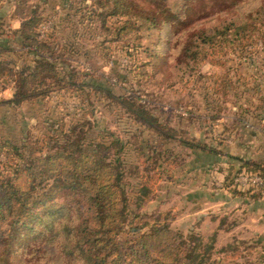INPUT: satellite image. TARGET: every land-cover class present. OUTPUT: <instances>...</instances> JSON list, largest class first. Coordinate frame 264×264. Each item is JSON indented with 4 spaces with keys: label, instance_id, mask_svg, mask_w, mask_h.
I'll return each instance as SVG.
<instances>
[{
    "label": "trees",
    "instance_id": "16d2710c",
    "mask_svg": "<svg viewBox=\"0 0 264 264\" xmlns=\"http://www.w3.org/2000/svg\"><path fill=\"white\" fill-rule=\"evenodd\" d=\"M13 1L21 24L16 31L6 33L14 45H0V77L7 73L14 81L11 97L0 102L13 108L52 93L82 91L85 84L91 87L82 81L67 55L76 53L77 47L69 38L78 31L71 25L76 21L73 15L81 16L76 25L84 26L86 20L87 29H112L113 35L120 37L142 25L149 29L177 25L185 21L182 17L186 15L201 19L205 15L194 10L191 3L195 1H201L202 8L219 3V0H176L175 4L167 5L168 0H90L87 4V0H61V7L66 10L62 21L68 22L72 17L71 34L61 40L58 37L61 25L55 15H45L41 5L33 0ZM220 1H226L229 7L236 5V0ZM93 5H97V10L92 9ZM49 20L52 25L42 34L41 27ZM1 25L0 36L5 34ZM248 26L262 35L264 1L248 13H238L191 31L179 48L181 60L198 66L209 59L215 48L231 47L239 50L243 62L254 63L255 53L247 51L246 45L256 37L245 34ZM230 34L233 37L229 39ZM14 54L22 59L16 61ZM261 69L264 72V63H256L251 76L258 78ZM223 87L225 94L236 86L228 77ZM259 87V82L253 85L258 91ZM212 88L215 93L220 91L216 86ZM86 96L90 97V91ZM107 97L141 126L167 135L163 131L165 125L144 102L110 93ZM56 124L50 125L47 135L35 142L24 138L16 143L0 136V150L6 156L0 159V264H240L235 261L238 244L222 247L219 251L225 256L214 258V235L209 242H203L198 233L188 232L185 236L171 227V209L142 210L160 175L151 170L144 174L127 166L124 156L128 141L123 142L116 132L108 129L95 131L92 122L78 121L69 127L63 121ZM133 142L139 160L146 156L148 161L153 159L144 153L138 137ZM184 142L201 152L221 154L213 147ZM145 144L149 149L148 141ZM166 152L161 149L158 154ZM228 157L238 162L239 165H232L235 171L252 169L259 174L262 183L248 192L252 191L255 198L264 197V159L231 154ZM133 174L139 181L137 189L130 190L129 179ZM133 201L134 208L130 206ZM228 251L233 252L232 259L227 258Z\"/></svg>",
    "mask_w": 264,
    "mask_h": 264
},
{
    "label": "rangeland",
    "instance_id": "374dc122",
    "mask_svg": "<svg viewBox=\"0 0 264 264\" xmlns=\"http://www.w3.org/2000/svg\"><path fill=\"white\" fill-rule=\"evenodd\" d=\"M262 1L236 0V5L229 7L226 1L219 0L212 8L211 3L202 8L199 7L201 1H195L191 3L194 10L205 15L201 19L186 15L182 17L185 21L177 25H162L161 29L142 25L120 37H115L112 29H87L86 20L84 26L76 25L81 16L73 15L76 21L71 25L78 28L76 36L69 37L70 17L59 26L58 37L61 40L69 37L76 43V53L67 55L73 60L71 65L81 74L82 81L91 87L85 84L82 91L52 93L19 108L0 102V136L9 137L16 143L24 138L35 142L47 135L50 125L60 121L65 122L66 127L87 121L92 122L95 131L116 132L123 142L129 143L124 156L128 167L133 166L144 174L151 170L160 175L142 210L171 209V227L185 236L188 232L198 233L203 242H209L220 221L221 229L230 226L233 231L221 233L212 255L224 257L225 253L219 250L232 244L231 236L241 227L232 224L248 213L243 210L242 203L247 196L241 191L256 187L252 179L259 176L253 170L235 171L232 165L239 164L228 157V152L264 159V72L262 69L257 72L258 78L251 76L255 72L254 65L264 63V31L259 35L247 27L245 34L256 37L255 40L251 38L253 43L246 45L247 51L255 53L252 64L243 62L239 50L231 47L215 48L209 59L199 62L198 66L191 62L184 64L179 48L185 36L197 27H209L238 13H248ZM86 2L90 4V0ZM175 3L176 0H168L167 5ZM92 9L97 10V5ZM56 19L60 22L59 16ZM232 37L230 34L228 38ZM13 58L16 61L22 59L17 54ZM228 77L236 87L223 94L224 81ZM10 78L6 73L3 80L0 79V100L7 99L10 94ZM258 82L262 87H259L260 91L253 88ZM214 85L220 90L218 93L213 92ZM87 91H90V97L86 96ZM109 93L122 99L132 96L136 101L144 102L165 125L163 131L167 135H158L153 129L135 122L124 108L109 101ZM136 137L152 160H146L147 156L139 160L137 147L132 146ZM147 141L149 149L145 148ZM184 141L219 149L221 154L198 151ZM161 149L167 152L159 155ZM4 153L0 150L1 160L6 157ZM138 181V176H130V190L132 187L137 189ZM215 193L225 197L231 195L234 201L223 199L226 202L214 203L211 196ZM229 202L233 203L225 204ZM134 203L130 205L132 208ZM213 217L216 218L214 221ZM251 244L238 243L241 254L238 261H245L247 247ZM228 253L227 258L232 259L233 252Z\"/></svg>",
    "mask_w": 264,
    "mask_h": 264
},
{
    "label": "crops",
    "instance_id": "0c3cea01",
    "mask_svg": "<svg viewBox=\"0 0 264 264\" xmlns=\"http://www.w3.org/2000/svg\"><path fill=\"white\" fill-rule=\"evenodd\" d=\"M35 2H38L41 5V10H43L45 15H55L59 16L58 23L63 22V18L61 17L66 14V10L61 7V0H33ZM57 20V19H56ZM0 23H2L1 27L3 31H5V34L0 36V45L1 44H10L14 45V42L10 40V37L6 33H12L13 31H16L21 24V18L19 15L16 14L15 11V3L13 0H0ZM9 37V38H8ZM19 48V46H17ZM4 76L0 77L1 80H3ZM9 87L10 94L7 97L10 98L13 91L14 81L10 78L9 80ZM4 89V88H2ZM6 91V89H5ZM228 154L235 155L231 152H228ZM245 158H255L252 157H245ZM252 169H249L248 171H251ZM256 189L254 187H251L250 189ZM248 189V190H250ZM243 190V189H242ZM225 192V190H222ZM231 192V191H229ZM244 193V196H247L245 201H242L244 203L243 210L247 213V216L243 219H240L239 221L233 223L232 225L239 227L240 231H237L236 234H233L231 237H233L232 244H238V243H248L251 245H248L247 251L248 253L245 254V261L241 262L238 261L237 258L241 257V254L238 252V249L236 251L237 257L235 258V261L240 264H264V197H252L251 192L241 191ZM215 193V195L211 196V201L214 203L218 202H226L223 199H227L230 201L233 198H231V195L224 196L221 193ZM233 202L225 203V204H232ZM216 218L213 217L212 220L214 221ZM238 223V224H237ZM233 226V227H234ZM230 226L226 227L225 229H221V221L219 225L215 229V233L213 234L215 236V242L214 247L216 243V239L222 234H228L229 232L233 231L232 228H229ZM240 232V233H239ZM249 236V237H248ZM229 252V251H228Z\"/></svg>",
    "mask_w": 264,
    "mask_h": 264
},
{
    "label": "built area",
    "instance_id": "2783aa9c",
    "mask_svg": "<svg viewBox=\"0 0 264 264\" xmlns=\"http://www.w3.org/2000/svg\"><path fill=\"white\" fill-rule=\"evenodd\" d=\"M51 24H52L51 21H47V22L41 27L40 32L43 34L44 31H46L47 29L50 28ZM252 182H253V183H256V184L262 183L261 177L258 176V177H256L255 179H252Z\"/></svg>",
    "mask_w": 264,
    "mask_h": 264
}]
</instances>
